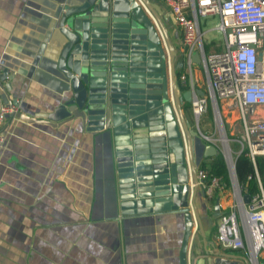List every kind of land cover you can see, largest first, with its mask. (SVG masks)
I'll list each match as a JSON object with an SVG mask.
<instances>
[{
	"label": "crops",
	"instance_id": "0c3cea01",
	"mask_svg": "<svg viewBox=\"0 0 264 264\" xmlns=\"http://www.w3.org/2000/svg\"><path fill=\"white\" fill-rule=\"evenodd\" d=\"M81 1L0 0V71L8 68L11 79L6 82L12 84L9 91L0 88V110L3 105L14 106L34 118L65 101L55 63V30L62 9ZM149 1L157 7L177 53L180 94L191 88L208 94L207 74L200 64L193 69L187 63L180 27L170 7L165 0ZM219 50L212 46L209 52ZM168 90L172 96L170 72ZM182 110L198 132L193 136L194 159L202 168L216 157H206V146L211 143L204 138L215 136L214 112L213 120L209 109L198 120L191 103ZM39 120L13 115L0 125L6 134L0 149V264H180L184 214H121L108 136H94L83 129L80 120ZM225 162L230 183L224 180L226 186L213 198L204 197L201 191L197 197L202 228L196 223L192 247L205 257L212 252L243 257L220 249L216 240L217 220L235 201L233 174ZM242 193L247 194L244 188Z\"/></svg>",
	"mask_w": 264,
	"mask_h": 264
},
{
	"label": "water",
	"instance_id": "95a60500",
	"mask_svg": "<svg viewBox=\"0 0 264 264\" xmlns=\"http://www.w3.org/2000/svg\"><path fill=\"white\" fill-rule=\"evenodd\" d=\"M156 8L149 0H82L66 5L54 40L65 101L34 118L21 112L9 117L57 123L80 120L94 136L107 135L115 158L121 214L183 213L186 228L180 264H193L202 254L192 247L194 227L202 225L199 191L189 196L190 178L198 181L193 141L198 132L186 121L182 108L204 91L191 88L180 94L177 53ZM193 62L201 63L198 52ZM10 79L8 68L0 71L2 90H11V82H6ZM220 152L215 144L205 149L206 157ZM201 195L205 197V192ZM244 200L249 203L250 195L245 194ZM223 262L247 264L244 257L217 252L199 257L197 264Z\"/></svg>",
	"mask_w": 264,
	"mask_h": 264
},
{
	"label": "built area",
	"instance_id": "2783aa9c",
	"mask_svg": "<svg viewBox=\"0 0 264 264\" xmlns=\"http://www.w3.org/2000/svg\"><path fill=\"white\" fill-rule=\"evenodd\" d=\"M180 27L187 63L194 64L198 52L207 74L209 93L195 94L192 109L196 118L206 113L211 100L217 128L224 113L238 112L243 120L249 149L254 163L256 156L264 155V0H165ZM218 16L216 27L224 36V48L207 52L203 40L201 17ZM189 75H192L190 70ZM185 84L186 76H182ZM195 90V89H193ZM259 109L263 110L259 112ZM18 110L3 105L0 125ZM210 140L211 136H205ZM6 134L0 131V149ZM223 140V139H222ZM230 157L231 155L228 154ZM232 171L235 201L229 211L219 217L218 242L227 249H245L250 264H260L259 254L264 253V189L257 175L260 191L245 203L242 185L235 172V162L228 163ZM251 176H249V179ZM197 182L190 178V199L194 191H204L206 198L226 186L221 176L197 169Z\"/></svg>",
	"mask_w": 264,
	"mask_h": 264
},
{
	"label": "rangeland",
	"instance_id": "374dc122",
	"mask_svg": "<svg viewBox=\"0 0 264 264\" xmlns=\"http://www.w3.org/2000/svg\"><path fill=\"white\" fill-rule=\"evenodd\" d=\"M201 28L203 31V40L206 47V51L209 52L210 48L212 46H217L218 49H223L224 44V36L223 33L216 29L217 24L219 23V17L218 16H209V17H201ZM222 47V48H221ZM199 64L194 63L193 69ZM201 67H203L202 64H200ZM263 113V110H262ZM209 117L211 120H213V108L211 100L209 102ZM223 123L221 122L219 124L220 128H217L214 137L210 140H207L211 144H217L220 148V151L222 155L224 156L225 161L227 163H231L236 160V157L238 156L239 152L246 147H248L247 142L243 141V136L245 135V127L243 120L238 112L234 113H224L222 117ZM212 137V136H211ZM223 139V140H222ZM230 154L231 157L228 155ZM198 199V198H197ZM220 221L217 220V231H216V240L218 242V228H219ZM219 243V242H218ZM220 244V243H219ZM220 249L229 251V252H236L241 254L246 260L247 264H250L249 262V255L248 252L245 249H227L224 248L222 245L219 246ZM259 261L260 264H264V253L261 252L259 254ZM194 264H197V261H195Z\"/></svg>",
	"mask_w": 264,
	"mask_h": 264
},
{
	"label": "trees",
	"instance_id": "16d2710c",
	"mask_svg": "<svg viewBox=\"0 0 264 264\" xmlns=\"http://www.w3.org/2000/svg\"><path fill=\"white\" fill-rule=\"evenodd\" d=\"M235 166L238 180L244 185L245 193L254 195L260 191L257 175H259L264 189V155L256 156V163H254L248 151H244L237 157ZM202 168L214 175L221 176L227 184L230 183L228 168L222 155L216 156L209 165L204 162ZM249 176H251L250 179Z\"/></svg>",
	"mask_w": 264,
	"mask_h": 264
},
{
	"label": "flooded vegetation",
	"instance_id": "af4514ba",
	"mask_svg": "<svg viewBox=\"0 0 264 264\" xmlns=\"http://www.w3.org/2000/svg\"><path fill=\"white\" fill-rule=\"evenodd\" d=\"M223 264H225V263L223 262Z\"/></svg>",
	"mask_w": 264,
	"mask_h": 264
}]
</instances>
